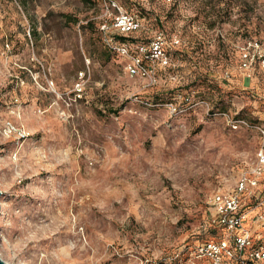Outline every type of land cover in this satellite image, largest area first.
I'll use <instances>...</instances> for the list:
<instances>
[{"label": "rangeland", "instance_id": "374dc122", "mask_svg": "<svg viewBox=\"0 0 264 264\" xmlns=\"http://www.w3.org/2000/svg\"><path fill=\"white\" fill-rule=\"evenodd\" d=\"M122 12L160 45L146 74L107 45ZM250 42L264 53V0H0V257L209 264V198L264 142Z\"/></svg>", "mask_w": 264, "mask_h": 264}, {"label": "built area", "instance_id": "2783aa9c", "mask_svg": "<svg viewBox=\"0 0 264 264\" xmlns=\"http://www.w3.org/2000/svg\"><path fill=\"white\" fill-rule=\"evenodd\" d=\"M114 20L113 32L105 24L102 26L107 34V45L119 55L130 57L128 70L131 74H146L149 67L142 61L144 57H159L162 53L160 45L153 42L152 51H147L145 45L136 44L139 53L131 54L130 44L115 39V34L134 32L139 28V22L126 12L117 14ZM259 47L258 42H250L244 49L243 67L252 66ZM251 48L254 53H251ZM258 52L257 58L264 70V53ZM261 132L264 136V128ZM208 203L212 207L210 223L223 229L225 235L198 244L194 257L206 259L209 264H264V142L257 152L254 167L241 173L235 189L215 192Z\"/></svg>", "mask_w": 264, "mask_h": 264}, {"label": "trees", "instance_id": "16d2710c", "mask_svg": "<svg viewBox=\"0 0 264 264\" xmlns=\"http://www.w3.org/2000/svg\"><path fill=\"white\" fill-rule=\"evenodd\" d=\"M134 32H131V33H128V34H124V35H116L115 34V39L119 40L120 42H125V43H129V44H142V45H146L147 44V41H143V40H140L139 37H135L133 35ZM144 61V59H143ZM142 61V63H143ZM214 226V225H212ZM215 230H218L220 232H224L223 229L221 228H218V227H215Z\"/></svg>", "mask_w": 264, "mask_h": 264}, {"label": "water", "instance_id": "95a60500", "mask_svg": "<svg viewBox=\"0 0 264 264\" xmlns=\"http://www.w3.org/2000/svg\"><path fill=\"white\" fill-rule=\"evenodd\" d=\"M0 195H1V191H0ZM0 264H7V263L0 257Z\"/></svg>", "mask_w": 264, "mask_h": 264}]
</instances>
